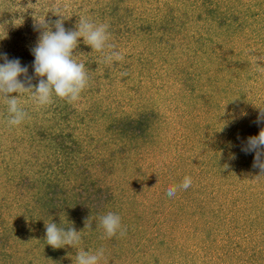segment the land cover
<instances>
[{
	"label": "rangeland",
	"instance_id": "rangeland-1",
	"mask_svg": "<svg viewBox=\"0 0 264 264\" xmlns=\"http://www.w3.org/2000/svg\"><path fill=\"white\" fill-rule=\"evenodd\" d=\"M38 1L37 15L50 0ZM57 1L66 14L85 0ZM214 2L209 8V0H88L85 9L133 7L128 23L134 29L151 26L153 32L138 28L112 34L108 28L117 19L110 16L98 28L80 32L78 40L85 45L74 46L68 56L59 51L71 47L74 32H54L51 49L43 52L48 67L69 59L57 96L43 75L30 80L15 71L23 65L21 44L9 45L14 50L6 64L11 73L0 82V264H264V256L262 263L256 254L250 258L258 241L264 246L258 229L254 240L248 231L239 238L241 248L231 246L219 256L227 241L223 231L233 230L237 220L234 210L223 213L220 202L244 194L217 176L216 161L210 160L219 141H228L234 123L242 141L248 130L256 137L259 130L264 133V0ZM28 3L36 7L29 1L13 8L11 0H0V37L10 30L5 26L25 20ZM49 14L38 18L39 27L51 24ZM54 15L59 17L55 23L65 19L62 13ZM105 54L110 63L128 64V71L116 69L107 77L100 65L97 72L95 66L89 70V56L100 62ZM67 90L75 91L67 100L76 110L72 120L62 118ZM143 111L158 117L147 138H120L111 131L114 119ZM72 126L83 145L80 154L58 148L55 134ZM83 163L114 190L107 210L114 220L79 222L64 215L61 221L69 228L51 230V221L41 217L40 197L50 183L69 181L72 187ZM254 210H248L247 223ZM49 246L60 251L53 253Z\"/></svg>",
	"mask_w": 264,
	"mask_h": 264
},
{
	"label": "trees",
	"instance_id": "trees-1",
	"mask_svg": "<svg viewBox=\"0 0 264 264\" xmlns=\"http://www.w3.org/2000/svg\"><path fill=\"white\" fill-rule=\"evenodd\" d=\"M29 1H32L36 7H32L29 3L26 4V7L22 11L25 20L20 21L21 24L19 25L14 23L5 26L4 28H10V30L3 33V36L1 35L0 55L4 57V61L3 63L0 61V82H2L4 77L6 78L7 75L11 73L9 72L6 64L12 61L14 50H12L9 45L13 43L16 45L21 44L18 49L20 54L18 56V60L21 62V65H23L20 66L19 69L17 67L15 71L21 72L22 75L25 73L27 78H30V80H34L36 75H43V78L46 80V83L54 96L59 95L63 91V83L66 81V77L68 76V71L64 68V63L69 60L68 57H66L67 60L61 65H57L54 68L48 67V59L47 57L44 59L43 52L46 53L48 49H51V44H48V42L49 38H52L54 32L55 35L61 36L69 30H72V33L74 32L75 41L71 47H61L59 51L60 54L67 56L74 52V50H71L74 46L82 47L85 45L84 39L78 40L80 32L84 30L87 33V29L89 28L91 30L95 27L98 28L99 23L105 19H110V16L116 17L117 19L111 23L112 27L110 24V27L108 28V32L112 31V34L114 31H117L118 33V31L121 32L122 30H127L125 33H133L134 30L136 31L138 28L140 31H143L148 35L153 32L151 26L145 27L142 25L141 27L139 26L134 29L133 24L128 23L130 19L127 18L133 17V7H125V10H120L122 7L117 4L112 8L102 5L98 8L85 9L86 3L88 2V0H85L82 4L77 6V8H74L73 11L68 13L66 12V14H64V5L61 4L60 1L50 0L48 5L42 3V9H39L40 12L38 15L36 12L41 4L38 0H11V7L16 8ZM122 1L124 2L126 0H120V2ZM213 2L214 0H209L207 6L212 5ZM208 7L212 8L210 6ZM207 12H215V10L209 9ZM49 13L53 14L51 24L50 22L43 23V25L39 27L38 23H36L38 18L41 16L46 18ZM55 13H62L65 19H61L62 21L57 20L55 23V20L59 19L57 15H54ZM87 15L89 16L85 17ZM16 17L20 18L17 14ZM13 18L14 17L12 16V19ZM47 18L50 19V16ZM67 18H70L73 21H70ZM203 18L204 17L202 16L199 17V19ZM85 20L90 21L91 24H89V22L83 23ZM59 22L62 23L58 25ZM64 22H72V24L70 27H67L66 25H63ZM226 25L227 21L224 17L221 19L220 26L223 28ZM124 26L125 29H123ZM97 34L99 33L97 32L96 35ZM96 35H94V37L92 36V38H98L95 37ZM43 41L46 42L45 45H42L44 43ZM4 42L6 47L2 49L1 46ZM93 42H96V40ZM105 46H108L106 49H109L110 44L106 43ZM86 47L89 48L88 45H86ZM95 47L96 43L91 46L90 49H94ZM111 48L116 51L118 50L116 49L117 47L113 45ZM88 59L89 60L86 62V65L89 70L95 66L94 72H97V67L100 65V68L106 72L107 77H109L113 73V70L116 69L128 71V64L124 66L122 65V62L117 59L110 63L107 60L108 58L106 54L104 60L100 62L94 55H90ZM126 74L129 76V73ZM193 75L195 76V74ZM88 77L89 79H93V73L89 72ZM79 80L81 81L82 79L80 78ZM74 92L75 91L70 92L67 90L64 94H62V99L66 101L64 107L65 110L63 109L64 113L62 115L64 120H72V115L76 112L74 107L67 102L70 95H73ZM6 98H10V96H6ZM157 120L158 117L154 116L152 112L143 111V113H141L138 117H133L131 115L118 117L113 120L110 127L111 131L116 132L120 138L129 137L131 139H142L145 137L147 138L150 135L149 131ZM237 126L238 124L234 123L228 128L230 131L228 141H219V146L215 150L213 157L210 159L213 163L216 161L215 166L218 168L216 175L223 177L222 179H226L231 184L233 190L239 191V194H244V198L235 195L220 202L225 206V208H223V213L234 210L233 214L237 217V220L235 219V226L231 227L233 230L227 228L226 230L224 229V233L222 232L224 239L227 241L222 244V250L219 256L223 253L228 254L229 247L232 251L233 248L231 246L237 248L240 246L241 248L239 238L248 234V231L251 238L257 229L258 231L261 230L259 232L264 236V190L257 191L258 187L261 189L264 188V133L259 130V136L256 137V132L248 130V135H245L247 136L246 140L242 141L241 134L243 132L238 133L235 131ZM70 128L68 132L59 131L55 134L58 142V148H60L63 153L71 152L72 154L77 152V154H80L83 150V145L75 137V129L77 127L72 126L71 130ZM80 167L84 170H82L80 178L74 182L72 187L67 186V182L69 181L56 184L50 183L45 187L44 192L40 197L43 202L41 205L45 209L44 212V209L42 210L43 214L41 217L44 216L46 219L51 221V230L63 231L65 228H69L68 224L67 226H64L63 221H61V218L64 215L69 216L70 220L72 218H76L79 222H85L90 217L95 218L93 219L95 223L97 221L103 222L105 220L110 222L114 220L113 215L111 216V214L107 213V210L109 209V202L114 198V190L112 187H107L104 184L105 179H102V177H95L91 169L87 168L84 163L81 164ZM68 172L71 173V171ZM253 180L255 184L253 183ZM250 208L255 209L254 211L256 213H254V217H251L250 214L251 223H247L249 220L248 210ZM223 216L226 218L227 215ZM217 217L220 220H223L220 218V214H217ZM53 236L55 237V235ZM110 247H112V245H110ZM49 248L53 253H58L60 251V246H49ZM251 250L253 253L250 255V258L253 259V256L256 254L258 263H262L261 258L264 256V246H261L258 241L257 247L255 246L254 248H251ZM112 251L114 252V249L111 250L110 254H112Z\"/></svg>",
	"mask_w": 264,
	"mask_h": 264
}]
</instances>
